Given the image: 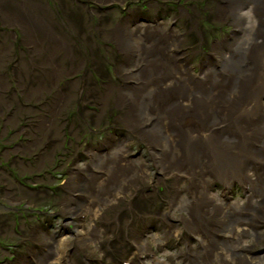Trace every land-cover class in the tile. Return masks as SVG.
I'll return each mask as SVG.
<instances>
[{
    "label": "bare ground",
    "instance_id": "bare-ground-1",
    "mask_svg": "<svg viewBox=\"0 0 264 264\" xmlns=\"http://www.w3.org/2000/svg\"><path fill=\"white\" fill-rule=\"evenodd\" d=\"M57 1L9 0L10 10L0 0L2 24L19 28L48 65L50 84L41 82L42 94L81 68L72 38H61L54 24L60 16L52 8ZM93 1L113 9L123 3ZM200 2L165 6L161 17L136 8L130 18L125 13L122 21L111 18L114 24L103 38L115 54L106 56L103 72H96L105 79L103 86H94L89 95L101 111L99 126L105 127L96 143L81 145L87 149L77 156L82 162L68 169L77 171L66 178L64 194L55 197L64 220L60 229L42 234L45 224L34 225L38 234L30 241L37 247L14 264H70L73 256H80L81 264L104 259L106 264H264V0H217L204 18L195 9L209 6ZM65 19L77 34L80 29ZM100 25L107 26L99 24L101 30ZM59 51L65 54L64 68L55 62ZM64 86L51 89L47 105L40 107L49 116L41 118L40 133L32 132V125L20 131L39 140L52 130L64 132L53 118L67 108L68 91L76 85ZM114 112L115 123L106 121ZM133 141L146 150L149 162L135 153ZM21 145L30 153L37 146ZM0 151L7 153L8 147ZM171 183L166 192L158 190ZM238 188L243 199L238 192L233 197ZM152 192L164 206L152 212L139 208L138 200ZM128 216L138 224L123 231L120 224ZM145 219L158 220L162 230L156 223L145 226ZM183 235L187 245L160 259L167 242L178 243ZM123 238L133 245L119 244ZM121 256L129 258L120 261Z\"/></svg>",
    "mask_w": 264,
    "mask_h": 264
},
{
    "label": "rangeland",
    "instance_id": "rangeland-1",
    "mask_svg": "<svg viewBox=\"0 0 264 264\" xmlns=\"http://www.w3.org/2000/svg\"><path fill=\"white\" fill-rule=\"evenodd\" d=\"M8 1L6 0V6L8 9L13 10V4ZM13 1L16 2V0ZM120 1L123 3L121 5L116 4L117 6L114 7V9L117 8L116 10L112 7L107 8L109 5L98 4L93 0H58V6H52L53 3H51L52 8H55L54 14L60 12V16L53 18L54 24L62 31L57 33L67 41L72 38L74 51L78 54L76 59L81 64V68L75 72L73 79L66 78L64 75L56 84L57 86H72L75 83L76 85V89L71 88L68 91L70 94L67 108L58 114V118H53L57 124L65 128L64 132L61 131L59 134V131L56 133L52 130L51 136H40V140L39 135L27 136V131L20 130L21 128L29 129L28 126L32 125L33 129L30 128L32 132L40 133L38 130L41 118L44 116L49 117L48 114L41 111L40 107H42V104L47 105L49 99L47 94H50L51 89L54 90V87L57 88V86L53 88H49V86L44 94L40 92L38 87H40L42 81L47 82V85L50 84L48 81V65H42L40 53L35 51L34 44L29 42L19 28L3 25L0 21V80L2 79L1 83L4 86V89L0 92V150L1 147H8L7 153L1 154L0 151V264H14L16 258L21 254L22 257L31 256L29 253L37 247L30 241V238L38 234V232H34V225L38 226L44 223L45 230L41 233L52 235L60 229L64 221L55 197L64 194L63 185L67 182L66 178L70 172L77 171L76 168L72 171L68 169L74 166L76 162H82V159L77 158L83 155L87 149L82 150L81 145L86 142L96 143V138L100 136L98 130L105 127L103 124L102 127L99 126L103 123V120H99L102 117L101 111L98 104L95 105V101H92L89 95L92 96L91 91L94 86L96 88L97 86L98 88L103 86L101 81L105 82V79L101 77V72H96L99 70L103 72L107 63L106 56L115 54L113 47L109 45V39L105 40L103 38V34L109 31L108 27L112 28L114 24L111 18L118 16L121 21L125 15L130 18L136 8L140 12L143 11L146 16H150V11L153 10V13H157L161 17L165 12V6L172 5L177 9L178 6L183 5L198 7L201 3L200 0H156L157 4L154 6L152 0ZM202 1L209 8L202 5L200 8L195 9V13L198 14V17L204 18V14H206V17L207 13H210V6L214 5L217 0ZM60 5L63 8H60ZM189 12L191 14L193 11ZM120 14L124 15L120 17ZM106 15L107 17H105ZM65 17L72 19L74 29H80L77 32L79 37L71 29L72 27H69V20H66ZM169 18H171L170 15L165 17L164 20ZM102 19H105V21L101 22ZM208 21L216 29L221 27V24L216 23L214 19ZM99 24L107 26L100 25L101 30ZM180 29L182 28L180 27ZM96 31H98V34L95 37ZM225 31L224 34H226ZM189 33L197 35L195 29L189 30ZM220 33L221 31L218 32V36ZM94 54L98 55V59H93ZM64 55L61 51L55 54V62L63 68L65 67L63 65L65 64ZM93 65L96 66L97 71L93 68ZM113 72V67L110 65L109 73L112 75ZM100 91L104 94L103 90ZM38 97L40 100L37 99ZM85 108L86 110H84ZM114 113L112 114L113 120L106 116V121L109 120L110 123H115L116 112ZM90 118H92L91 122H89ZM96 120H99L100 123L92 122ZM57 136L60 137V139H57L60 140L58 144L54 141ZM34 142L37 146L32 149L31 153L25 147L20 148L21 144ZM87 146L89 145H85L86 148ZM131 146L135 153L143 155L149 162L144 148L139 147L134 141ZM15 150L17 151L15 152ZM5 168L8 169L7 172ZM21 182H25L26 185L22 186ZM171 186L172 183L167 187H159L158 190L166 192L167 188H171ZM237 190L238 198L243 199V189L238 188ZM158 194L152 192L147 196L148 198H140L138 207H143L142 209L149 208L151 212L159 204L163 207L164 203H160L161 200ZM156 203L158 204L156 205ZM116 209L120 210L118 207ZM126 219L120 224L123 231L125 227L129 228L132 222L138 224L132 217L128 216ZM149 222L148 219L143 221L145 226ZM155 223L161 231L163 224L156 219ZM69 226L75 228V225ZM34 239H37V236ZM184 241L185 238H181L178 243L174 240L171 243L167 242V247L170 246L166 249V252L160 253V259L163 260L173 256L178 248L185 247L186 243ZM123 243L128 244L124 239L119 244ZM190 243L197 245L194 240H191ZM123 257L120 258L123 259ZM70 264H81V257H71ZM95 264H100V262L97 261ZM101 264H106V260L104 259Z\"/></svg>",
    "mask_w": 264,
    "mask_h": 264
}]
</instances>
